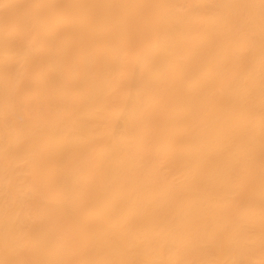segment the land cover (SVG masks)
<instances>
[{
    "label": "bare ground",
    "instance_id": "obj_1",
    "mask_svg": "<svg viewBox=\"0 0 264 264\" xmlns=\"http://www.w3.org/2000/svg\"><path fill=\"white\" fill-rule=\"evenodd\" d=\"M0 264H264L260 0H0Z\"/></svg>",
    "mask_w": 264,
    "mask_h": 264
},
{
    "label": "snow or ice",
    "instance_id": "obj_2",
    "mask_svg": "<svg viewBox=\"0 0 264 264\" xmlns=\"http://www.w3.org/2000/svg\"><path fill=\"white\" fill-rule=\"evenodd\" d=\"M193 7L198 8L199 6L194 5ZM260 8H261V33H262V38H264V0H260Z\"/></svg>",
    "mask_w": 264,
    "mask_h": 264
}]
</instances>
